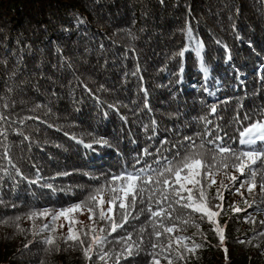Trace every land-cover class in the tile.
Returning a JSON list of instances; mask_svg holds the SVG:
<instances>
[{
  "label": "trees",
  "instance_id": "trees-1",
  "mask_svg": "<svg viewBox=\"0 0 264 264\" xmlns=\"http://www.w3.org/2000/svg\"><path fill=\"white\" fill-rule=\"evenodd\" d=\"M0 116V264H264L259 160L254 176L217 165L201 183L207 208L218 215L174 206L163 223L176 228L159 239L137 200L129 222L108 236L105 260L96 245L91 260L82 251L93 235L110 231L98 207L92 220L91 205L69 214L83 245L65 241L63 216L55 231L44 232L39 228L51 225L50 215L28 218L85 201L101 185L107 201L112 176L132 170L137 158L140 168L172 157L185 136L206 129L248 150L237 130L264 119V0H0ZM98 138L111 147L95 144ZM210 147L202 150L206 160ZM118 204L108 213L116 223ZM189 214V224L176 219ZM92 227L95 233L82 234ZM128 234L136 242L131 255L118 242ZM178 236L190 239L177 243ZM185 244L200 247L189 252Z\"/></svg>",
  "mask_w": 264,
  "mask_h": 264
},
{
  "label": "snow or ice",
  "instance_id": "snow-or-ice-1",
  "mask_svg": "<svg viewBox=\"0 0 264 264\" xmlns=\"http://www.w3.org/2000/svg\"><path fill=\"white\" fill-rule=\"evenodd\" d=\"M189 39L194 40L195 38L191 35V29H188ZM201 47L199 41H196L193 50L198 52V49ZM182 50L178 53L180 56L184 55ZM207 71V69H204ZM211 111L216 112V107L212 106ZM0 119H4L3 116H0ZM250 119L245 116V120ZM239 122V121H238ZM210 123V121L208 122ZM238 131V142L240 145L247 146L248 150H239L232 148L231 144L225 143V137L217 133L213 136L210 130H205L202 134L196 133L194 136H185L183 142L179 146V150L176 151L172 157H163L162 159L153 160L152 163H146L143 167L136 168L135 164L141 163L139 158L136 159L135 164L132 166V170L125 168L122 172L112 176L111 180L107 182V191L109 193V199L104 200L103 195H101L106 190L105 185L95 189L92 193L89 194L87 200L76 203L67 208H60L56 211H50L49 209H44L43 211L37 212L32 211L28 214V218L33 221L35 218L40 216H51V225L49 223H44L40 226L39 231L44 232L49 230L55 231V222L61 217L69 222L68 235L64 237L65 241H76L80 245L84 244V241L80 239L79 235L73 234V225L77 223L69 214L75 211H82V205L88 206L87 210L90 213L89 219L92 220L96 215L94 208L98 207V217L100 220H107L110 223V231L108 235L100 236L93 235L91 237V243L87 247H83L82 251L86 259L91 260L92 256L90 253L93 252V245H96V253L100 260H105L108 256V252L103 251V246L108 243V236L111 233L117 231L118 228H123L126 223L129 222V215L132 211L136 210L137 200L139 203L144 205V207L139 209V213L143 214L145 212L150 214L152 218L150 220L151 227L153 228V235L159 239L163 233H173L176 225L166 226L163 223L164 219H172V211H175L174 206H179L182 209H191L194 213H203L209 219L213 216L218 215L217 212L210 211L206 206V191L205 185L201 183L203 179H208L213 176V170L216 169L217 165L223 168H232L238 169L241 174H244V169L246 167L245 161H250L251 164L249 167V175H255V168L252 166L257 165V160L259 159L260 165H264V119L257 120L243 126ZM208 137H212L208 139ZM231 139V138H229ZM200 141L197 144V141ZM261 142V146L256 148L253 147L257 145V142ZM81 144H84V141H79ZM95 144L100 145L101 147H111L108 141L103 138L95 139ZM211 145L212 147L207 149L209 153V158L205 159V152L202 151L205 148V145ZM86 148H93V144H84ZM145 155H151L147 150L144 151ZM224 154V155H221ZM219 157V159H218ZM9 163L11 161L9 160ZM155 165V167L153 166ZM15 167V165H13ZM233 180L236 177H232ZM114 181H120L119 184L114 185ZM35 182V181H33ZM214 179L211 180V183H215ZM191 185V187L189 186ZM48 188H52L51 184L46 185ZM210 186V184L208 185ZM243 184H241V187ZM252 187H255L253 184ZM251 191V187L249 188ZM219 195V193H218ZM99 196V199H98ZM129 197L131 199L129 200ZM117 201H119L118 209L121 211L120 223H116L112 216H109L108 213L113 212V209L117 206ZM127 202V203H126ZM108 203L110 207L107 209V212L104 210L103 205ZM155 203L158 207L156 210H153L152 204ZM163 206V207H161ZM219 208V205H216ZM171 209L172 211H169ZM204 215L200 218L204 219ZM139 215L133 216L132 219H138ZM17 220L20 218L17 217ZM178 220H182L184 224H189L192 221L191 214L188 215L187 219L181 217H176ZM157 224L162 231L157 230ZM63 227V225H61ZM198 227V226H197ZM97 230L95 227L89 229L88 232H83L82 234L87 236L89 232L95 233ZM103 232L104 229L99 230ZM141 232L145 231L144 228L140 229ZM177 243L190 239L189 237L178 236L174 238ZM223 241V236L220 237ZM124 242L127 247L125 253L131 255L132 247L136 244L135 241H132L131 234L127 236H122L119 238L118 242ZM131 241V243H128ZM47 244H53L54 239L48 237L45 240ZM172 239L170 238L168 248H171ZM156 243L152 244L153 248L158 247ZM137 251L139 246L136 245ZM184 247L189 251L193 252L196 248H199L200 245H194L193 248H188L185 244ZM226 251V250H225ZM181 259H184L181 255ZM155 264H159V261H155ZM171 264V261H169Z\"/></svg>",
  "mask_w": 264,
  "mask_h": 264
},
{
  "label": "rangeland",
  "instance_id": "rangeland-1",
  "mask_svg": "<svg viewBox=\"0 0 264 264\" xmlns=\"http://www.w3.org/2000/svg\"><path fill=\"white\" fill-rule=\"evenodd\" d=\"M239 139V138H238ZM259 142V141H258ZM259 160V159H258ZM258 160H257V163H258ZM245 164H246V168H245V170H244V173L246 172V173H249V167H248V165H250L251 164V162L250 161H247V162H245ZM256 166L257 165H255V166H252V167H254L255 169H256ZM244 175V174H243Z\"/></svg>",
  "mask_w": 264,
  "mask_h": 264
}]
</instances>
